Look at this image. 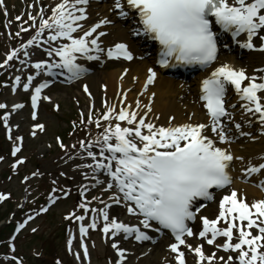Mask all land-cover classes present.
Listing matches in <instances>:
<instances>
[{"label":"snow or ice","instance_id":"1","mask_svg":"<svg viewBox=\"0 0 264 264\" xmlns=\"http://www.w3.org/2000/svg\"><path fill=\"white\" fill-rule=\"evenodd\" d=\"M3 4L4 0H0V5ZM35 6L36 0H33L29 8ZM49 7L50 14L44 5L40 6L37 15L28 12L32 23L22 20L23 13L15 17L25 25L16 32L17 37L21 31L28 32L29 29H34V34L8 51L3 61L7 65L13 58L20 60L22 53L24 67L33 63L36 71L29 73L22 83L25 90H32L33 118L37 116L36 109L44 90L53 83L51 79L41 80L33 88L34 80L41 73L55 74V70L60 68L66 70L69 81L78 80L89 71L84 63L78 62V56L88 60L106 56L128 61L135 57L131 39L105 42L104 37L109 34L106 26L114 23L108 16L86 23L90 17L89 0H57ZM114 8L119 17L132 20L127 27L130 38L144 37L159 43L156 63L161 66L212 65L218 60L221 47L229 46L223 43L229 38L226 34L244 48L264 51V0H114ZM3 11L7 14L6 7ZM242 33L246 38L240 39ZM256 39L260 42L256 43ZM45 45L47 56L52 59L31 61V46L44 48ZM127 71L124 69L125 73ZM257 71L264 72V66ZM147 72L143 90H147L157 77L155 68L149 67ZM20 84L21 76L16 75L13 91ZM230 85L243 101L241 107L244 112L254 115L264 125V76H258L256 71L249 75L244 67L228 61L216 64L200 82V99L205 102L209 115L207 122L189 119L173 123L175 118L169 117V122L161 124L158 114L152 113L151 99L143 107L138 97L134 104L126 103V92L122 93L119 106L105 100V110L96 116L89 109L85 127L94 124L98 131L93 133L89 128L85 137L79 140L78 147L72 144L71 150L65 153L77 171L82 167L89 169L82 173L87 183L78 189L81 199L77 208L82 212L80 215H76L75 210L67 213L68 217L79 222L80 247L84 257L90 255L86 242L90 229L100 228L105 238L112 239L111 247L118 258L110 264H127L129 249L121 245V236L138 242L151 241V231L169 229L174 242L167 247L174 254L175 264H187L184 249L195 254L196 264H264V199L248 201L236 187H231L219 200L218 215L211 219L200 215L202 228L198 232H194L189 224V221L198 219L204 208L203 203H198L199 198L213 200L215 188L232 185L230 169L233 161L245 160L230 150V142L236 138L237 132L241 136H251L250 132L242 131V124L230 111L235 106L227 104ZM83 89L92 97L87 83L83 84ZM44 99L51 100L52 97L46 95ZM4 107L6 105L0 104V108ZM22 107V103L11 105L12 109ZM56 108H59L58 104ZM10 115L11 112H4V124L8 125L9 133ZM80 116L81 124H84L85 113L81 111ZM73 124L75 126V122ZM228 124H232L236 132H232ZM32 127L42 130L45 126L35 123ZM259 131L264 134V126ZM35 134L33 131L32 135ZM251 138L256 139L254 136ZM17 140L22 141L23 137H17ZM221 142L225 146H221ZM60 146L69 148L62 140ZM19 148V145H14L13 154ZM77 157L84 163L76 164L74 159ZM24 159L16 160L13 167ZM246 163L248 166L241 168L242 173L264 175V153H261L260 162L253 163L249 159ZM37 174L32 173L34 176ZM61 175L67 176L68 173L62 172ZM93 180L96 185L110 191L111 196L105 200H98L96 196L89 199L86 193L93 187ZM261 187H264V181H261ZM70 191L68 185L60 189L64 197L69 196ZM55 192L53 188L47 203L59 198ZM9 195L0 192V200ZM93 201L102 206L94 207ZM112 205H123L126 213L136 216L137 221L126 222L119 214H112ZM47 210V207H40L39 212ZM85 217H89L88 223H85ZM31 219V215L27 216L16 230L19 231ZM221 221L225 222L223 226ZM197 235L208 245H213L215 250L208 252L203 243L194 245L188 241L187 237ZM218 237H224L222 243H216ZM73 238L70 236L68 240L69 251H73ZM11 247L14 249L15 243ZM219 250L233 254L219 256ZM73 254L77 259L81 258L80 251ZM164 264H173V261L165 258Z\"/></svg>","mask_w":264,"mask_h":264},{"label":"bare ground","instance_id":"2","mask_svg":"<svg viewBox=\"0 0 264 264\" xmlns=\"http://www.w3.org/2000/svg\"><path fill=\"white\" fill-rule=\"evenodd\" d=\"M102 11H105V5L101 7ZM105 13V12H104ZM96 18V17H94ZM112 27L108 28V41H114L118 38L125 39L127 38L126 33L124 34H115L112 31ZM258 55V54H256ZM253 59V58H252ZM225 60L227 61H235L239 65H241V62H238L234 56H226ZM224 60V61H225ZM223 61V62H224ZM151 65V59L145 58L143 60H137L133 61L130 64V71L127 76V84H132V78L133 75H139L140 79H142V75L146 74V68L147 66ZM119 74V70H114L111 72L102 73L100 77L98 78V81L101 79H105L109 85L110 89L113 91L116 88V79ZM163 74V73H162ZM159 75L160 77L156 80L155 85L151 87V91L147 95H143L142 97H138L139 90L141 89V82H133L135 83L134 86L138 88V90L130 95L129 102L134 104V101L138 97L142 101V107L145 104L146 99L150 98L152 96V93H155V102L153 105V114H158L160 116V120H162L163 123L168 122V118L176 115V122H184L188 119L184 118L183 116L185 113L194 112V118H197L202 121H206L207 117L204 115V111L202 107H199V105L196 104H189L186 100L185 102L182 101V99L179 98V94L182 93V89L180 88V85L177 81L170 79L166 77L165 75ZM91 86L93 89L96 88L98 81L94 80V76H90L88 78ZM180 99V100H179ZM241 144L245 145V149L241 150L239 149V145H234V150L238 155H245V156H251L254 154H257L259 152L264 151V143L262 141L254 142V143H247L241 142ZM240 186V185H238ZM245 187H240V191L245 192L251 197L250 192H257V190L250 186V185H242ZM259 196V194H256ZM167 252H164V255H166ZM153 254V253H152ZM151 254V255H152ZM134 259V257H132ZM142 263L147 262L150 260V255H147L143 257Z\"/></svg>","mask_w":264,"mask_h":264},{"label":"rangeland","instance_id":"3","mask_svg":"<svg viewBox=\"0 0 264 264\" xmlns=\"http://www.w3.org/2000/svg\"><path fill=\"white\" fill-rule=\"evenodd\" d=\"M46 262V261H45Z\"/></svg>","mask_w":264,"mask_h":264}]
</instances>
